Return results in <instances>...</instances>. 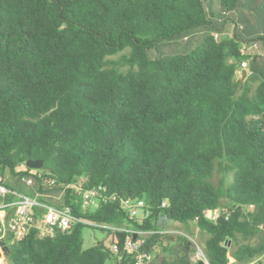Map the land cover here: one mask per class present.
<instances>
[{"label": "trees", "instance_id": "obj_1", "mask_svg": "<svg viewBox=\"0 0 264 264\" xmlns=\"http://www.w3.org/2000/svg\"><path fill=\"white\" fill-rule=\"evenodd\" d=\"M218 3L231 13L223 39L215 32L230 24L216 26L203 0H0V175L32 176L40 200L77 217L146 232L134 253L123 251L128 232L79 222L53 236L9 233L7 264H134L156 244L155 264H195L187 236L161 244L169 222L207 234L208 264L264 253V72L237 34L242 1ZM202 27L190 51L148 57L156 42ZM125 47L129 68L118 71L108 57ZM92 188L89 209L82 194ZM123 199L141 201L139 219ZM85 226L106 231L111 248H82Z\"/></svg>", "mask_w": 264, "mask_h": 264}, {"label": "rangeland", "instance_id": "obj_2", "mask_svg": "<svg viewBox=\"0 0 264 264\" xmlns=\"http://www.w3.org/2000/svg\"><path fill=\"white\" fill-rule=\"evenodd\" d=\"M205 8L209 13H212V20L216 26L219 25V23L222 21L225 25V23L230 24V17L231 13L228 11H224L222 7L219 5L218 0H203ZM241 8L247 12V19L243 20L241 23L243 24V29H240L237 31L238 37L239 38H244L246 39L242 43V48H244L246 53L249 54H256L257 55V60L255 63V69L257 73H260L261 71L264 72V0H259L258 6L256 7L257 9L254 8L255 3L253 0H241ZM229 19V20H226ZM230 28L226 33H221L223 29H220L219 31L215 32V35L219 36L220 39L226 38L227 36L231 35V30L233 29L231 27V24L229 26ZM211 32L214 33V31L211 30ZM208 33V30L206 28H196L187 31L183 35H180L174 39H165V40H160L156 42L148 51V57L150 59H153L155 57L163 56V55H171L174 53L178 52H188L190 51L194 46H196L202 39V37ZM221 33L220 35H218ZM259 37L258 39L252 41L250 40L252 37ZM130 53V48L125 47L122 50L118 51L117 53L111 55L108 57V60L112 63V65H115L118 69V71H126L129 68V65L124 63L122 61V58L124 55H127ZM114 63V64H113ZM244 68L249 67V62L246 61L245 65H242ZM236 77H241L242 78V73L237 71L236 72ZM244 78V77H243ZM250 86L253 88L254 87V82L250 84ZM4 180L6 183L9 185H12V187L19 191L23 192L29 195H34L36 194L35 191V186H28L25 185L23 182L20 180V176H8L5 175ZM232 178L229 177L228 181L231 182ZM39 197H44V195H39ZM54 199L53 197H51ZM50 203H54L53 200H50ZM89 209H93L95 207V202H89L87 205ZM135 208V207H134ZM206 214L208 216H213L211 211H207ZM217 215V213L215 214ZM141 217V212L139 207H136V214L135 218L139 219ZM179 232L186 233L187 236L194 242L195 244V250L191 255V258L194 259V263H196L198 260H205L201 257L199 253V257H197L196 254L198 252L203 253V241L204 237H207V234H202L199 232L197 227L195 226L194 223H189V224H179L175 222H169L167 223L161 230V233H166L168 234L169 238H165L162 240L161 244L168 246L171 248H174L177 244V234ZM257 240V237L255 239H252L251 241L254 242ZM101 243L103 244L104 247L111 248V243H110V238L107 235L106 231L102 229H96V228H91V227H83L81 229V246L82 248H88L91 247L95 244ZM164 254L163 250L161 249L160 245H157L153 247L152 249V257L157 256H162ZM257 260H260L262 264H264V257L261 255L256 257ZM231 258H229L230 262ZM7 263V261H6ZM113 261L112 259H108L106 261V264H112ZM207 264V261L205 262Z\"/></svg>", "mask_w": 264, "mask_h": 264}, {"label": "built area", "instance_id": "obj_3", "mask_svg": "<svg viewBox=\"0 0 264 264\" xmlns=\"http://www.w3.org/2000/svg\"><path fill=\"white\" fill-rule=\"evenodd\" d=\"M242 65H245V62H242ZM3 179L4 178L0 175V243L2 241L5 242L9 233L12 235V240L22 238L32 228L37 230L39 236H53L55 233L68 231L75 223L79 222L91 226H100L112 230L128 232L129 235L125 237L123 244V251L126 253L136 252L142 244L143 240L141 235L146 233L144 231H134L126 227L99 224L86 218L77 217L71 212L68 206L56 207L40 200L37 192L34 195H29L8 188L3 183ZM20 180L28 186H32L34 183V178L29 175H20ZM44 182L48 183L46 180ZM65 187H71L75 190L78 189L74 184H68L65 185ZM99 195V189H88L82 194V203L87 205L89 202H94ZM140 205L141 201H131L129 199H123L121 201V207L127 210L130 216L136 214V207H139ZM179 234L187 236V234L183 232H179ZM112 251L117 252L116 246L112 247ZM199 253L206 262L207 259L204 253L198 252V254H196L197 257H199ZM261 256L264 257V253H262ZM134 258V264H155L152 261V252H138ZM191 260L192 262L194 261L193 258H191ZM256 260L257 258H253L246 264H254ZM0 264H7L5 255L1 249V244ZM228 264L239 263H236L234 259L231 258Z\"/></svg>", "mask_w": 264, "mask_h": 264}, {"label": "water", "instance_id": "obj_4", "mask_svg": "<svg viewBox=\"0 0 264 264\" xmlns=\"http://www.w3.org/2000/svg\"><path fill=\"white\" fill-rule=\"evenodd\" d=\"M242 73L244 76L245 75L244 69L242 70ZM42 164H43V162L41 159H28L25 162V165L31 169H39V168H41ZM98 200H99L98 198L95 199V201H98ZM0 244H1L2 252L5 254L8 251V247L4 241H2ZM195 264H204V261L198 260Z\"/></svg>", "mask_w": 264, "mask_h": 264}, {"label": "crops", "instance_id": "obj_5", "mask_svg": "<svg viewBox=\"0 0 264 264\" xmlns=\"http://www.w3.org/2000/svg\"><path fill=\"white\" fill-rule=\"evenodd\" d=\"M243 69L245 70V75H246V74H249V72H250L249 68L246 69V68H244V67H241V68L239 69V71L242 73V70H243ZM245 75H244V76H245ZM244 76H243V73H242V78H243ZM255 85H256V83H254V86H255ZM49 195H51V194H48V196H49ZM53 197H54V198H58L59 195L56 193V194L53 195ZM211 213H212L213 215H215L217 212H216V211H211Z\"/></svg>", "mask_w": 264, "mask_h": 264}]
</instances>
